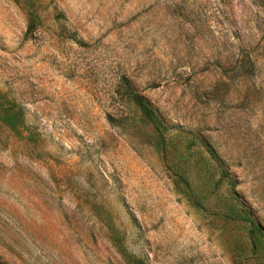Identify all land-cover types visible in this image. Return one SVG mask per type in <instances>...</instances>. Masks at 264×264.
I'll use <instances>...</instances> for the list:
<instances>
[{
	"label": "rangeland",
	"instance_id": "1",
	"mask_svg": "<svg viewBox=\"0 0 264 264\" xmlns=\"http://www.w3.org/2000/svg\"><path fill=\"white\" fill-rule=\"evenodd\" d=\"M0 264H264V0H0Z\"/></svg>",
	"mask_w": 264,
	"mask_h": 264
},
{
	"label": "trees",
	"instance_id": "2",
	"mask_svg": "<svg viewBox=\"0 0 264 264\" xmlns=\"http://www.w3.org/2000/svg\"><path fill=\"white\" fill-rule=\"evenodd\" d=\"M130 96L147 119L151 120L152 122H157L160 124L162 123V120L160 119L156 110L147 102V100L141 94L137 93L133 89H130ZM225 173L228 175V172ZM256 228L261 230L260 227H256Z\"/></svg>",
	"mask_w": 264,
	"mask_h": 264
}]
</instances>
